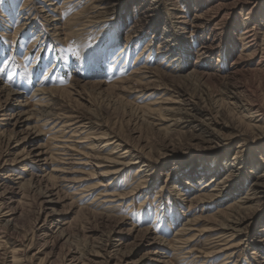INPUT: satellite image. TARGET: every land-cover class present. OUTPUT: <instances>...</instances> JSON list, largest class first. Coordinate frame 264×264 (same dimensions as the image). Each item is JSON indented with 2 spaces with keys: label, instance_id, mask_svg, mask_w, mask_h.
<instances>
[{
  "label": "rangeland",
  "instance_id": "rangeland-1",
  "mask_svg": "<svg viewBox=\"0 0 264 264\" xmlns=\"http://www.w3.org/2000/svg\"><path fill=\"white\" fill-rule=\"evenodd\" d=\"M216 1L231 0H113L105 11L99 0H0V178L12 183L16 199L7 202L17 207L15 224L0 220V264H264V193L246 202L254 208L240 212L233 236L221 226L200 231L206 220L182 238L175 233L191 216L240 202L264 173V0L255 8L226 4L195 27L194 12ZM246 26L258 45L243 38ZM136 65L173 76L139 93L108 88ZM189 69L210 74L183 76ZM38 85L58 89L48 99V91L33 93ZM174 90L198 104L183 121L142 112L149 98L177 106ZM48 104L54 116L41 111ZM72 118L83 125H67ZM207 130L217 142L203 139ZM34 149L40 165L26 156ZM214 164V182L236 187L197 201L214 182L203 185L210 172L196 169ZM31 171L41 183L20 186L17 176ZM14 247L23 248L11 261Z\"/></svg>",
  "mask_w": 264,
  "mask_h": 264
},
{
  "label": "bare ground",
  "instance_id": "bare-ground-1",
  "mask_svg": "<svg viewBox=\"0 0 264 264\" xmlns=\"http://www.w3.org/2000/svg\"><path fill=\"white\" fill-rule=\"evenodd\" d=\"M113 0H99V3H98V7H97V9L98 10H100V11H105V10H107V9H109V5L111 4V2H112ZM262 3V0H231L229 3H226V2H222V1H216V2H213L212 4H210V6H209V8L207 9V10H205V11H203V12H201V13H199V14H196L195 12H194V15H193V17H192V19H191V22H193L194 24V26L195 27H205V26H207L208 24H209V22L213 19V16H215L216 15V13H217V11H219V9H221L222 7H226V4H228V5H230V6H228V7H232V8H240V7H242L243 5H245V4H248L249 5V7H253V8H255L256 6H259L260 4ZM232 5V6H231ZM251 5V6H250ZM202 11V10H201ZM227 12V9H226V11H225V13ZM91 15H93V14H91ZM181 15V14H180ZM255 27V26H254ZM129 29H131V26H130V28ZM244 31V33L245 32H247L248 30L250 31V30H252L253 32H254V28L251 26H246V27H244V29H243ZM249 31H248V34L246 35H243V38L244 39H246V38H248V37H250V33H249ZM131 35V32L130 31H128V33H127V35L124 37V39H127L129 36ZM256 38V37H255ZM253 36H252V38L250 37V38H248L247 39V43H249V45L251 44V45H258V42H257V40L255 39ZM209 44H211V43H209ZM209 44H200V47H202V48H205L206 47V45H209ZM261 44V46H262V49H264V41L263 42H261L260 43ZM159 46V45H158ZM211 46V45H210ZM207 49H205V50H203V51H206ZM139 59V58H138ZM263 59V58H262ZM235 62V61H234ZM168 63V62H167ZM144 65H145V63H144ZM180 66V65H179ZM175 68H176V66H174ZM181 67V66H180ZM146 68V67H145ZM155 68H157V67H155ZM167 68H170V67H167ZM175 68H173V69H175ZM163 69V68H162ZM235 69V68H234ZM164 70V69H163ZM132 73L128 76V77H130V78H128V77H121V78H118V80H116L115 82H112L110 85H109V87L108 88H111V90H113V89H118L119 91H117V92H122V91H129V92H133V90H137V92L139 91V92H142V91H144L145 89H148L149 87H152V88H157V87H160L161 85L160 84H162L163 83V79L166 77V76H169V75H171V76H173V74H168V72L166 71V73L164 72V71H160L159 69H144V68H142V66H140V65H136L132 70ZM170 72V71H169ZM237 72V71H236ZM197 75V76H199V77H206L208 74H210L208 71L207 72H204V71H198V70H196V69H189V71H187L185 74H183V76H186V77H190V76H192V75ZM177 75V74H176ZM228 76V75H227ZM77 82V81H76ZM75 82V83H76ZM71 84V83H70ZM69 84V85H70ZM74 84V83H73ZM77 84V83H76ZM81 84V83H80ZM75 85V84H74ZM39 87H36L35 89V91L33 92V93H36V94H38V93H46V91H48V96H47V98L48 99H50L51 98V94L52 93H54V92H57L56 90L58 89V88H45V87H43V86H41L40 87V85H38ZM91 86H93L94 88H99V81L97 82H91ZM71 87V86H70ZM78 87V86H77ZM66 88V87H65ZM68 88V87H67ZM130 88H133V90L132 89H130ZM62 89V88H61ZM70 89V88H69ZM72 89V88H71ZM70 89V90H71ZM150 89V88H149ZM50 90H51V93H50ZM69 90V91H70ZM73 90V89H72ZM68 91V90H67ZM68 91V92H69ZM76 91V90H75ZM175 91V93H176V97L177 98H180V99H178V101L179 102H177L178 104H177V106H171V105H169V104H165V105H162V104H160V103H157V105H154L153 103L156 101L157 102V100H155V98H149V99H147V101H146V104H144V105H141L142 107H141V109L143 110L142 112H144V113H146L147 114V116L148 117H150V118H152L153 120H159V119H163L164 118V116L166 115V114H169V115H173L174 117L172 118H169V119H167V120H169L168 122L172 125H174V124H176V123H178V122H181V121H183V120H181L182 119V112H184V114H189L188 113V109L189 110H191V109H194V108H198L197 107V105H196V103H194V102H192V101H190V100H187V99H185V98H183L182 99V97H185V93L184 92H182V91H180V90H174ZM67 92V93H68ZM77 93H78V91H76ZM138 92V93H139ZM234 92V91H233ZM232 92V93H233ZM66 93V94H67ZM71 93V92H70ZM231 93V92H230ZM232 94H230V96H231ZM235 95L233 94V97H234ZM54 98V97H53ZM72 98V97H71ZM53 101L52 102H54V100L55 99H52ZM48 103V102H47ZM46 103V104H47ZM51 103V102H50ZM54 104V103H53ZM179 104H181V105H183L184 106V108L182 107V108H180V106H179ZM11 105H13V106H15V104H11ZM52 105V104H51ZM54 105H56V103L54 104ZM53 105V106H54ZM48 106H49V104H48ZM62 106V105H61ZM65 106V105H64ZM239 106V105H238ZM50 107V106H49ZM249 107V106H248ZM6 108V107H5ZM54 108V107H53ZM58 108V107H57ZM139 108V107H138ZM188 108V109H187ZM55 109V108H54ZM54 109H52V106L49 108V109H47V107L45 108L44 107V109H41V111H47V113L48 114H53V116L55 115V113L57 112V110H56V112L54 111ZM75 109V108H74ZM140 109V110H141ZM182 109H185V110H182ZM238 109V108H237ZM67 110H69V109H67ZM73 110H71V112H72ZM77 111V110H76ZM181 111V113H178V112H180ZM3 112H5V111H3ZM14 112L13 111H10V114H13ZM17 113V112H16ZM19 113V112H18ZM62 113V112H61ZM178 113V114H177ZM9 114V115H10ZM15 114V113H14ZM58 114V113H57ZM70 115V114H69ZM69 115H67L66 114V116L68 117ZM72 116H74V115H72ZM167 116V115H166ZM22 117V115H21V113H19V114H16V116H15V120H17L18 121V119H22L21 118ZM65 117V116H64ZM67 117H65L66 118V121H67ZM69 117H71V115L69 116ZM77 118V117H76ZM78 119H80V118H78ZM78 119H75V118H72V121L70 122L69 121V123L68 122H66V124L67 125H69V124H75V123H78V122H80V123H78L77 125H83L82 124V122L80 121V120H78ZM14 120V122H16ZM70 120H71V118H70ZM19 121H21V120H19ZM86 122V121H85ZM88 123V122H87ZM77 125H74V127L76 126V128L77 127H79V126H77ZM85 127V126H84ZM232 128V127H231ZM16 131V130H15ZM206 131V130H205ZM208 131V130H207ZM234 131V130H233ZM237 131V130H236ZM235 132V131H234ZM231 134H233V133H231ZM101 137V136H100ZM103 137H104V135H103ZM115 138V137H114ZM217 137H216V135H214L213 133H212V131H208V133L206 134V135H203V139L204 140H208V141H216L217 139H216ZM108 139H109V137H108ZM116 139V138H115ZM111 141V140H110ZM110 141H108V142H106V143H110ZM115 142V141H114ZM217 142V141H216ZM106 143H104V144H106ZM119 143V142H118ZM115 151V150H114ZM126 151H128V149H124V151L123 152H126ZM22 153V152H21ZM20 153V154H21ZM122 153V152H121ZM20 154H18V155H20ZM24 154V153H23ZM22 154V155H23ZM22 155H21V157H22ZM26 156L32 161V160H34V162L35 163H37V164H39L40 165V163L38 162V160H40V151H39V149H34V150H29V151H27V153H26ZM25 156V157H26ZM137 156H139V155H137ZM24 157V156H23ZM22 157V158H23ZM92 157V156H91ZM13 158H15L14 156H13ZM63 158V157H62ZM61 158V159H62ZM246 158L247 159H252L253 158V155H246ZM5 160V159H4ZM25 160H27V158H25ZM35 160H37V161H35ZM61 161V160H60ZM1 162V161H0ZM175 162H179V161H175ZM188 162H193V161H188ZM122 164L123 163H125V162H121ZM2 165V163H0V166ZM3 166V165H2ZM14 168V167H13ZM13 168H8L7 169V171H6V173H4V174H6V175H9V174H11L12 173V171H13ZM207 169V171L208 172H210V175H211V177L209 178V179H207L205 182H203V185H205L206 183H210V182H214L215 181V178H212L214 175H215V173L217 172V170H218V167L214 164V165H211V166H203V167H201L200 169H196V170H202V169ZM23 169H28V168H26V166H24L23 167ZM117 169L118 168H115V169H113V170H110V172H114V171H117ZM140 169V168H139ZM228 171V170H227ZM34 172H29V174H30V177L29 178H27V177H25L24 176V174H19L17 177H20V178H22V179H20V181H18L19 182V185L21 186V185H24V186H26V185H32L33 183H35V181L36 180H40V179H38L37 177H36V174H33ZM228 173H230V172H228ZM227 173V174H228ZM56 176V175H55ZM226 176V175H225ZM225 176H224V178H225ZM27 178V179H26ZM62 178H66L65 177V175L63 176L62 175ZM209 180H211V181H209ZM17 181V180H16ZM37 181V182H38ZM14 182V181H13ZM39 183H41L40 181H39ZM60 183V182H59ZM257 183V186H255L254 187V189H253V191H249V192H247V193H245V195H243L244 197L243 198H241V200H240V198L238 199V201H240V202H236V201H232V202H230V203H228V205H229V207H228V209H222V210H217L214 214H211V215H208V216H203V218L204 219H202L201 217H193V218H191L190 217V220H189V222H187V224L185 225V227H180V228H178L177 229V231L175 232V233H177L178 235H179V237L180 238H182V236H184L185 234H187L188 233V231L189 230H191V229H194V224H196L198 221H200V220H206V222H207V227L205 228H201L200 229V231L201 230H211V229H216L218 226H221L223 229H228V230H226V231H230L229 232V234H231L232 236L233 235H235V233H238V231L241 229V223L243 222V220H244V218H245V215L244 214H242V213H240V212H243V210H245V211H247V210H251V209H253L254 207V205L255 204H253V206H252V204H246V202H249V201H251V200H255L256 201V203L258 202V200H259V198H260V196L264 193V173L263 172H261V175H260V179L256 182ZM18 184V183H17ZM26 184V185H25ZM36 184H38V183H36ZM68 184V183H67ZM15 186H16V184H14ZM59 185V184H58ZM222 185H224V188L222 187ZM52 187L54 186L53 184L51 185ZM60 187H61V185H59ZM36 187V186H35ZM40 187H41V185H40ZM204 187V186H203ZM228 187H236L235 186V184L234 183H232L231 181H227V182H222V180H219V181H216V182H214L213 183V185H211V187H210V189H209V191H206V192H200V193H198L197 194V196L198 197H196V200L197 201H199V200H201V198L202 197H204V196H207V195H209V196H216V195H219L220 194V192H221V190L220 189H222L223 188V191L226 189V188H228ZM18 188V187H17ZM20 188V187H19ZM22 188H23V186H22ZM51 188V187H50ZM12 183H7L5 180H3L2 178H0V220L2 221H4L3 222V225L5 226V228L6 227H9V226H11L12 224H15V214H16V212H17V207L15 206V205H12V203L11 202H13V201H8L7 202V199H9V200H14V196H15V194L12 192ZM33 189H36V188H33ZM38 189V188H37ZM46 190H47V188H45ZM57 189V188H56ZM229 189V188H228ZM234 189V188H233ZM43 190V189H42ZM52 189H48L47 191H51ZM213 190H215V191H213ZM18 192V191H17ZM54 192H56V191H54ZM252 193L251 194V196H248L249 195V193ZM49 193V192H48ZM51 193H53L52 191H51ZM75 193H77V192H75ZM40 194V193H39ZM105 194V193H104ZM196 194V193H195ZM48 195H52V194H48ZM109 195V194H108ZM192 196V195H191ZM196 196V195H195ZM107 198H109V197H107ZM16 199V198H15ZM45 199V198H44ZM50 199V198H49ZM48 199V200H49ZM95 199V198H94ZM106 199V198H105ZM202 201V200H201ZM16 203V202H15ZM40 204V203H39ZM42 205V204H41ZM5 207H7L6 208V210L4 209ZM41 207V206H40ZM4 209V210H3ZM233 211V212H232ZM49 213V212H48ZM217 213L221 216V219H216V215H217ZM47 216V215H46ZM45 216V217H46ZM187 217V216H186ZM38 218V215H37V217H36V219ZM43 218V217H42ZM47 218V217H46ZM50 218V217H49ZM15 219V220H14ZM215 220H217V221H215ZM1 221H0V223H1ZM46 221V220H45ZM209 221V222H208ZM63 223V222H62ZM185 223V222H184ZM44 221L43 222H41V224H38L37 225V227L39 228V229H42V237H44L43 238V241L45 242L46 241V238H47V235H48V233H47V230L44 228ZM61 226V225H60ZM64 226V225H63ZM69 226V225H68ZM264 226V225H263ZM260 227H262L261 225H260ZM37 228V229H38ZM64 228L65 227H60V229L59 230H57V231H59L58 233H60L61 235L62 234H64L63 232H64ZM68 228V227H67ZM263 228V227H262ZM263 230H264V228H263ZM113 232V231H112ZM174 233V234H175ZM1 234V233H0ZM59 234V235H60ZM3 235V234H2ZM60 235V236H61ZM108 235V234H107ZM237 235V234H236ZM62 236H64V235H62ZM68 236V235H67ZM58 237V236H57ZM1 238V237H0ZM69 238V237H68ZM108 238V237H107ZM106 238V239H107ZM179 238V239H180ZM186 238V237H185ZM189 238H191V236H189ZM3 238H1V240H2ZM42 239V238H41ZM179 239H178V241H179ZM184 239V238H183ZM188 238H186V240H187ZM1 240H0V248H2V242H1ZM180 240H182V239H180ZM5 241V240H4ZM107 241V240H106ZM174 241V240H173ZM185 241V240H184ZM183 241V242H184ZM182 242V241H181ZM23 243H20V245H22ZM231 245H233V243H231L230 245H226V246H231ZM24 246V245H23ZM27 246V245H26ZM25 246V247H26ZM103 246V245H102ZM23 247H19V248H17V247H14V248H12L11 250H9L10 251V254H11V257H12V259H11V261H14V259H16L19 255V251L22 249ZM1 250V249H0ZM75 250V249H74ZM3 251V250H2ZM8 251V252H9ZM68 251V250H67ZM73 251V250H72ZM210 252H212V251H210ZM5 253V252H4ZM18 253V254H17ZM69 253V252H68ZM81 253V252H80ZM70 254V253H69ZM83 254V253H82ZM207 254V253H206ZM3 255V254H2ZM8 255V254H7ZM74 255V254H73ZM79 256L81 255V254H78ZM4 256H6V255H4ZM77 256V255H76ZM71 257V256H70ZM77 258V257H76ZM84 258V257H83ZM109 258V257H108ZM73 259V258H72ZM80 259V258H79ZM2 260V259H1ZM107 259H105V261H106ZM8 261H9V259L7 260L6 258H3V260L1 261V262H3L4 264H9L8 263ZM166 262V261H165ZM19 263V262H18ZM29 263V262H28ZM28 263H22V264H28ZM12 264H17L16 262H13ZM82 264V263H81Z\"/></svg>",
  "mask_w": 264,
  "mask_h": 264
}]
</instances>
